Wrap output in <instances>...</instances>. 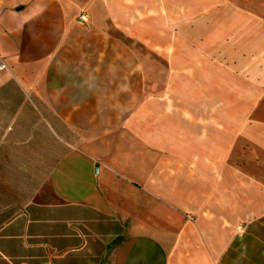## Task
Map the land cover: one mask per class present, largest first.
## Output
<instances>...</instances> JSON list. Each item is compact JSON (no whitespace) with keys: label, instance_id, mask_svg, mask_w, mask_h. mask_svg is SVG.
Here are the masks:
<instances>
[{"label":"crops","instance_id":"0c3cea01","mask_svg":"<svg viewBox=\"0 0 264 264\" xmlns=\"http://www.w3.org/2000/svg\"><path fill=\"white\" fill-rule=\"evenodd\" d=\"M2 65L0 264H264L235 166L264 118L196 105L220 67L264 83V0H0ZM175 83L194 106L156 105Z\"/></svg>","mask_w":264,"mask_h":264},{"label":"rangeland","instance_id":"374dc122","mask_svg":"<svg viewBox=\"0 0 264 264\" xmlns=\"http://www.w3.org/2000/svg\"><path fill=\"white\" fill-rule=\"evenodd\" d=\"M178 68H171V73L174 74V70ZM150 71V68H149ZM155 76H156V85H162L161 82L164 76H166L168 68L163 65H156L154 68ZM257 71L254 68L251 69V81H247L246 79H242L240 76H232L228 74V70L226 68H219V75L217 77L218 80L215 82H210L209 79L211 77H206L207 81L200 83L202 93L197 91V103L196 105H200L203 107L210 106H218L219 107V122L226 123L227 118L230 117H242V115H234L228 116L224 114L227 108H233V110H237V108L242 107H250L251 115H250V123L253 124L258 122L260 117L264 118V115H259V108H264V83L260 82L258 77L256 76ZM176 85L174 92L170 98L168 96L162 97V91L160 89V93H156V97H158L157 106H168V107H191L194 106V88L193 86L187 87L188 84L183 83H175ZM186 86L185 89L179 90V86ZM211 95L213 98H211ZM201 100L198 101V98ZM196 97V93H195ZM163 98V99H162ZM238 111V110H237ZM247 117V116H245ZM260 143L256 139H251L250 142L246 143L245 147H242L243 152L241 154L245 155L244 162H236L235 166L237 169H244V173L251 174L252 176L263 177L264 169H260V165L264 166V147L259 145ZM241 160V159H239ZM256 160V161H255ZM261 162H260V161ZM224 171L226 170V163L220 164ZM221 168V167H220ZM242 172V171H239ZM225 173V172H224ZM236 174V173H235ZM242 175L238 173L235 175V178H226V174L224 178L220 179V183L222 182L224 185L227 182H233L234 185L237 183L246 180L243 179L249 175ZM258 174V175H256ZM257 230V228H252L251 231ZM244 232V231H242ZM246 245L243 243H239L238 241L235 243V251L238 254ZM253 249V248H251ZM237 257V255H235ZM237 260L235 259V263ZM237 264V263H236ZM239 264V263H238ZM241 264V263H240Z\"/></svg>","mask_w":264,"mask_h":264},{"label":"built area","instance_id":"2783aa9c","mask_svg":"<svg viewBox=\"0 0 264 264\" xmlns=\"http://www.w3.org/2000/svg\"><path fill=\"white\" fill-rule=\"evenodd\" d=\"M79 20H80V22H82V23H87V21H88L86 15H81L80 18H79ZM4 68H5L4 65H2V66L0 67V69H4Z\"/></svg>","mask_w":264,"mask_h":264}]
</instances>
